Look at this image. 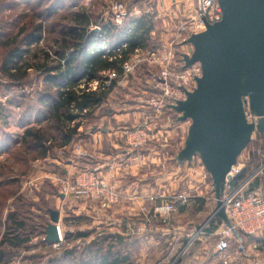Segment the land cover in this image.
Returning <instances> with one entry per match:
<instances>
[{
    "label": "rangeland",
    "instance_id": "374dc122",
    "mask_svg": "<svg viewBox=\"0 0 264 264\" xmlns=\"http://www.w3.org/2000/svg\"><path fill=\"white\" fill-rule=\"evenodd\" d=\"M162 1L163 0H160V12L157 13L156 19L151 18L152 28L154 30L153 39L150 40L148 47L144 49L138 47L135 48L133 53L130 54L126 60L132 58L135 54L140 57L139 59L145 56L147 57V51H151L152 49L160 48L159 52L161 53L163 51V47L160 46H164L171 41H174L173 45L179 44L180 38L185 36L184 33H188L187 31H182L180 33L176 32V28L180 24L179 20L182 21L183 18L180 17L179 12H176L175 14L170 11L169 15L165 8H163ZM94 5L95 9H93L92 7V2L89 3L86 0H76L73 7H71L72 9L74 8V10L85 9L87 11V13L90 15L89 17L91 21L88 27L90 30L93 29L92 27L94 25L100 27L99 22L105 23L104 21L100 20L99 16L101 15V11L106 8L107 3H99V1L96 0V2H94ZM136 16L138 15H134L132 17ZM69 19L70 14L67 12V14L64 15V18H62V21L58 22L61 23V26L56 28L60 29L59 31L66 30L71 25ZM127 19H125L122 24ZM132 23L133 22L127 24V33H132L136 29V27H138L136 23ZM5 26L6 24L3 21H0V27ZM41 35L42 39L39 41V45L46 49L51 48L50 46L53 41L49 39L55 37V34L48 33L47 27H43ZM190 48L191 44L187 42H184L183 45L174 46V49H172L171 44L170 51L173 54V58L171 59V61L174 69L179 71L182 70V68L184 67L192 65L194 63H198L194 62L188 65L185 64V57H190V55L192 54L193 49ZM3 54V50L0 49V108H4L2 112H0V161L4 160L7 157V153L12 149L14 145L13 140L19 138L21 132L26 126L24 125L25 120L28 122H37L35 121V118L38 117L39 119L43 117L41 115L36 114V110L27 111L29 110L28 108H30V99L18 97L14 101L12 98L14 97V95L20 96L21 94H26L29 95V97L36 99L35 97H38V94L43 91V89H45L43 85V78L45 75H43L41 71H38L34 67L29 69V75L24 81L21 82H15L9 79L7 76L3 75L1 72ZM51 55L53 54L51 53ZM29 61L33 63V61L35 60H32L31 57ZM53 61L54 55L51 56V60L47 61V65H53ZM150 66L151 65H148L147 62L141 61V63L132 67L130 72H127L126 74L119 73L120 75L113 79V90H111V92L107 95L105 102H103L101 106L109 105L107 102L111 104L113 100L118 98L119 95H121L122 97L124 95L127 104L131 107H133L136 102L139 106H144L141 108H144L145 111L143 115L139 117V119L132 118L130 120H126L128 121V124L126 128H123L126 129V136L129 137L131 134H133L132 132L134 131H141L144 133L143 138H148L146 142L143 143L142 147L139 146L143 149V151L153 149V152H158L159 154L163 153L165 155H168L169 157L166 162L162 161V159L160 160L159 158L154 160L153 162L148 160L145 163H141L139 167L140 169H142V179H144L145 183L150 182L154 178L156 179L158 177H162L167 171H169L170 182L173 181L174 178L176 179L174 188H171L173 189V191H176L174 194H188V196L190 197L188 200L198 198L197 195H201L200 191H202L204 186H207V192L201 195V197L203 196V203H205V208L202 212L207 217V220L213 210L216 208V198L213 190V183L209 173L205 171L204 166L197 154L193 155L190 163H184V161L178 162L176 160V155L184 146L183 141L187 136V129L189 126V121L187 119L177 121V118L180 113L175 112L172 108H170V105H175L178 100H175L174 103L166 102L165 105L168 110L165 112L163 111L164 113L159 116H156V114L151 109H147L144 104H141L139 102L140 99H145L148 95L150 96V93L155 91L152 89V80L149 79V77H143V71L146 68H149ZM150 70L151 74L154 73L155 67H151ZM94 85L96 89L99 87L100 83L98 82L96 85L94 81H91L89 87H91L92 89ZM80 87H83V84H81ZM102 87L106 88L108 86H106L103 82ZM34 105H36L35 102L33 106ZM101 106L96 111V117L98 116L97 114H100V112L103 111ZM31 111H34L35 114H29V112ZM24 115L26 116L22 118ZM96 117H91L89 118L90 120L83 119V125L79 128L78 131V139L75 141V145L72 148L76 149V151H79V153L84 152L85 155L78 156V159L75 158L73 160L74 162L76 159L77 161L86 157L88 159V154H91L92 147L90 145V142L87 141L84 147L81 141L82 139H86L87 133L90 132L89 129L92 127L93 124L101 122L99 125H102V116L99 117V119H97ZM41 121L42 123H44V119H42ZM159 125H161V127ZM167 125L169 127H167ZM155 129H158V131H156ZM138 138L142 139V136L138 135ZM159 138L161 139V142L156 141L155 147H153L150 143V140ZM167 138H169V146L161 147L159 144L166 145ZM258 148L259 147L256 144H248L242 151L243 154H245L247 149L249 151L254 150L252 154H257L255 150H257ZM70 149L71 148L68 147L67 150L69 151L63 150L61 154L57 153L58 149H54L52 150V153L49 157L44 159L32 160L26 163H19L17 171H12L14 174L11 176L14 177V179H16L17 181L15 183L13 182L7 187V190H10L11 194L8 195L5 200L0 220L2 222H5L7 214L12 211H15L18 217L21 219H31L32 221H38L34 216H31L34 214H31L29 210L31 209V207L29 208V206L27 205L31 201L40 202L41 196L39 195V193L42 192L43 187L45 188L44 199L49 204L48 208L50 210L48 213L45 214L46 225L44 229V235L32 236L29 247L19 249V254H17L15 257H12L11 261L8 264H44L45 260L41 257V255H46V253L48 252L49 255L51 254V256L53 252L54 254L57 253V255H59L64 249H78L76 252L79 253V250H82V248L86 246L87 243H89L93 237H100V235L106 233H111L112 235L118 234L122 237H127L125 241H127V243L129 244H127L125 248L123 244L119 245L118 247L120 248V255L127 254L129 256L125 262L119 264H170V212L160 210L158 213H162L163 217H165V220H163V224H158L156 228L155 226H153V228H149L150 218H152L153 214H155V211L150 209L151 202L149 201H152L151 198L147 199V201L146 199H144V209L141 211L143 213L142 216H144L143 218L146 220H144L141 226H138L139 229L141 227L142 229L134 230L133 217H135V215H138L139 211H128L126 216L130 217L127 221L129 228L127 227V230H123L122 224L119 225V220L121 216L118 212L117 205L114 204V196L112 195V193L110 194V191L108 190V188H112H110V186L105 182L103 176L104 173H102L101 168L99 170H97L96 168L94 169V165H92L93 167L89 168L88 163L91 162L90 160H88L86 164L87 166H85V168H81V170L85 169V171L88 170L89 172L94 174V178H97L96 180L99 183H96L97 185H92L91 189H93V191L97 194L101 193V195L96 197V199L89 198L80 200L63 195L65 193V190L60 186L61 180H72V178H74V175L78 173L77 170H79L75 167L72 172H69L67 168L64 167V161H70L73 159V156L68 155H71L72 151ZM101 149L102 146H95L94 151L97 152V150ZM143 154L146 155L144 152ZM56 163H59V166H55L57 165ZM62 170H64L63 173ZM7 174L10 175L11 171L8 170ZM188 176H190L191 180H189ZM13 191L14 195H12ZM114 193L116 192L114 191ZM102 194L107 196L111 200H106ZM170 196H172V194ZM16 197H18L19 199L17 202H15ZM76 205H79L82 208H80V210L78 211L76 209ZM179 206L180 204L176 203V210L172 212L176 213L179 209ZM32 210L37 213L40 212L38 207H35ZM53 210L59 211L58 221L55 223L51 222L50 220V213ZM192 215L195 214H193L190 208L187 210V213H185L184 216L179 218L178 223H183L184 220H190L193 217ZM64 219L70 220V223L69 221L68 223L65 222ZM206 220L204 222H206ZM199 221L197 222L198 226L194 228L193 231L197 230V228L204 223L203 221ZM48 224L56 225L58 232V227L60 226L62 247L61 243L56 247L51 246L49 243L48 246L44 244L43 241ZM207 225H210V223L208 222L206 226ZM65 231L73 232V234L86 233V235L83 238L69 240L65 242ZM193 231L189 234V236L193 233ZM185 236L189 237L188 234ZM240 236L242 239V243L237 242V240L234 239L230 243V251L225 252L226 255L225 253L221 255L214 254L212 252L214 250L216 242L213 238H209V240L205 242L203 241V243H201L202 240L194 238V241L189 246V248H186L185 250L183 248L181 249V251L179 250L180 252L178 250L176 251L175 248V259L172 260V264H209V261H207L206 259H212V263L210 264H248L250 261H255L260 255L263 254L264 245H260L256 248V250H252V252H247V244L257 243V240H255L254 237L256 236L258 237V239L260 238L259 236L264 237L263 233H258L256 235L250 236L256 242L250 241L249 236H246L244 234H241ZM136 237H139L138 240H142V242L140 243V245L134 246V239H136ZM187 239L188 238H186L184 247L187 243ZM113 242L116 243L115 241ZM206 248H208L209 250H206ZM227 254H229V256ZM201 260H203L204 262Z\"/></svg>",
    "mask_w": 264,
    "mask_h": 264
},
{
    "label": "trees",
    "instance_id": "16d2710c",
    "mask_svg": "<svg viewBox=\"0 0 264 264\" xmlns=\"http://www.w3.org/2000/svg\"><path fill=\"white\" fill-rule=\"evenodd\" d=\"M75 2L76 0H0V21L6 24L5 27H0V49L4 52L2 74L15 82H21L29 75V69L34 67L45 75V89L35 97L36 99L26 94L14 95L12 98L14 101L18 97L30 99V108L27 111L36 110V114L43 117L35 118L37 122L25 120L26 126L19 138L13 140L12 149L7 153V157L0 161V218L5 200L11 194L7 187L17 181L11 176L14 174L12 171H17L19 163L49 157L54 149L67 150L73 140L78 139L83 119L96 117V111L113 90L114 80L108 87H102L106 79L102 74L108 70L120 73L122 63L134 49L148 47L151 40V18L138 15L128 18L122 25H102L99 32L94 33L88 28L91 21L87 11L71 8ZM67 12L70 14L71 25L66 30L59 31L57 28L61 23L58 22L62 21ZM130 22L136 23L138 27L132 33H127L126 26ZM43 27H47L48 33L55 34V37L49 39L53 41L49 49L39 45ZM123 42L126 43L125 47L121 46ZM102 43L110 47L109 53L98 51ZM51 53L54 55V61L53 65L48 66L47 61L53 56ZM31 57L35 60L33 63L29 61ZM150 71L146 68L143 77L148 78ZM91 81H98L99 87L91 89ZM81 84L83 87H80ZM33 101L36 103L34 106ZM101 107L103 111L97 114V119L112 112L108 111V107ZM3 109L0 108V112ZM34 111L29 114H35ZM88 160L87 157L79 160V169L85 168ZM259 161L260 156L253 153L239 177L242 178ZM8 170L11 171L10 175L7 174ZM44 189L43 187L39 193L40 202L31 201L27 205L31 207V214H34L31 216L38 221L21 219L15 211L7 214L5 222L0 220V264H8L12 257L19 254V249L29 247L32 236L44 235L45 214L50 210L44 199ZM15 199V202L19 200L18 197ZM203 202L201 199L200 205H203ZM35 207H38L40 212H34L32 209ZM64 221L70 223V220ZM214 222L213 220L211 223ZM85 235L86 233L73 234L65 231V242L83 238ZM126 238L106 233L93 237L79 253L76 252L78 249H64L59 255L53 252L51 256L48 252L41 257L45 260L44 264H119L125 262L129 256L120 255L118 247L123 244L125 248L129 244L125 241ZM43 242L49 245L45 240Z\"/></svg>",
    "mask_w": 264,
    "mask_h": 264
},
{
    "label": "water",
    "instance_id": "95a60500",
    "mask_svg": "<svg viewBox=\"0 0 264 264\" xmlns=\"http://www.w3.org/2000/svg\"><path fill=\"white\" fill-rule=\"evenodd\" d=\"M218 2L221 19L186 40L193 50L185 64L198 62L201 75L186 98L170 108L180 113L177 121H189L176 160L190 162L198 155L213 183L216 216L230 226L220 201L225 178L252 130L264 131V0ZM245 97L258 116L256 125L245 119ZM58 214L51 211V222L58 221ZM44 240L58 241L56 225H47Z\"/></svg>",
    "mask_w": 264,
    "mask_h": 264
},
{
    "label": "built area",
    "instance_id": "2783aa9c",
    "mask_svg": "<svg viewBox=\"0 0 264 264\" xmlns=\"http://www.w3.org/2000/svg\"><path fill=\"white\" fill-rule=\"evenodd\" d=\"M86 1L90 3L91 0ZM105 2L107 6L103 9V16H100V20L113 25H121L128 17L147 12V9L143 10L140 5H138L139 0H105ZM169 7H171L170 11L172 13L176 14V12H179L180 17L183 18L182 21L179 20L180 24L176 28V32L180 33L182 31H187L188 33H184L185 36L180 38L179 44L173 45L174 41H171L164 46H160L163 47L161 53L159 52L160 48L152 49L151 51H147L146 55L148 56H145L146 58L142 57L141 59L135 54L132 58L122 63L120 72V74L130 72L131 68L141 63V61L151 65L149 69L155 67V72L152 74L150 73L149 76V79L153 82L152 89L155 91L150 93V96L148 95L145 99H140L139 102L144 104L147 109H151L156 116L168 110L165 105L166 102L174 103L175 100H184L186 92L194 89L196 78L201 75V67L198 63L184 67L179 71L173 68L171 61L173 54L170 51L171 44L172 49H174L176 45H183L190 35L204 31L206 24L219 21L222 15L218 0H170ZM92 28L96 30L100 29L97 25H94ZM125 45V42L121 43L122 47H125ZM98 51L107 54L111 49L106 43H102ZM120 74L116 73L114 70L104 72L103 75L106 77L104 80L105 85L109 86L110 82ZM94 82L97 85L98 81ZM92 88L95 89V85ZM243 110L246 121L256 125L258 116L252 113L247 97H245ZM125 130L126 129H123L121 131L123 137L129 145L134 147L142 146L148 139L143 138L144 133L141 131H134L132 132L133 134L127 137ZM138 135H141L142 139L138 138ZM248 144H256L259 147L255 152L260 156V161L240 178V173L252 157V152H254V150L249 151L247 149L245 154H243V151L241 152L235 164L231 166L230 171L227 173L220 201L221 206L224 207L230 226H227L221 220L217 228L212 232V235L216 238L215 247L212 251L214 254L223 255L229 249L234 231L243 232L247 235L264 234V131L260 133L254 128L251 132ZM62 151L63 149H58L57 153L61 154ZM71 151V156H73L72 161L78 158V156L85 155L84 152L79 153V151H76L74 148ZM77 171L78 173L74 175L72 180H61L60 186L65 190L63 195H68V197L77 200L89 198L96 199V197L100 196L101 193L97 194L91 189L92 185L99 183L96 180L97 178H94V174L88 170L85 171V169ZM108 190L110 191L109 193H112L114 196L115 201L116 193H114L112 189L108 188ZM103 196L106 200H111L107 196ZM189 198L188 194L185 193L174 194L173 201L166 204L164 210L166 212L174 211L176 210V203L183 205ZM215 217L216 208L206 222L199 226L197 230L193 231L188 237L184 250L189 248L194 238L196 239L200 233H203L207 226H209H206V224L208 222L211 223ZM141 229L142 227L140 229L137 227V230ZM58 235V241L50 244L51 246L56 247L61 243L62 237L60 232H58ZM259 237V239L255 238L257 240L255 244L256 248L260 245H264V237ZM251 264H264V252Z\"/></svg>",
    "mask_w": 264,
    "mask_h": 264
},
{
    "label": "crops",
    "instance_id": "0c3cea01",
    "mask_svg": "<svg viewBox=\"0 0 264 264\" xmlns=\"http://www.w3.org/2000/svg\"><path fill=\"white\" fill-rule=\"evenodd\" d=\"M97 1L103 4L106 3L105 0H97ZM90 2H92V7L93 9H95L94 2H96V0H91ZM160 4L161 3L159 2V0L157 1L156 0H139L138 5H140V7L143 10L147 9L146 13H142L139 15L156 19L157 13L160 12L159 10ZM162 5H163V8H165V10L170 15V7H169L170 0H163ZM102 12L103 10L101 11V15H100L101 17L103 16ZM102 24L105 25V23L99 22L100 27L102 26ZM91 30L94 33H98L100 29L98 30L91 29ZM149 33H150L149 34L150 39L152 40L153 33H154L153 28L150 30ZM107 103L109 105H106V106L104 105V109H107L108 107L109 108L108 111L112 110V112L102 117L103 119L102 125H99L101 123L99 122L95 126H92L89 129L90 132L87 133L86 139H82L81 141L84 147L87 141L90 142V145L92 147L91 154L90 153L88 154V158L90 157L89 160L91 161L88 163V166L89 168H91L93 167L92 165H94L93 168L94 169L96 168L97 170L101 168L102 173H104L103 176H104L105 182L110 186V188H112L113 191L116 192V200L114 201L115 202L114 204L117 205L118 212L120 213L121 218L119 220V225L122 224L123 230H127V227L129 228L127 221L130 217L126 216L128 211H135V212L139 211V214L133 217L134 230L137 229L135 227L142 225V223L146 219L143 218L144 216H142L143 213L141 210L144 209L143 208L144 199H146L147 201V199L149 198L152 199V201H149L151 202L150 209L155 211V214H153L152 218H150L149 228L150 227L153 228V226H155L156 228L158 224L159 225L163 224L164 222L163 220H165V217H163L162 213L160 214L158 212L160 210L164 211V207H165L164 205L172 201L173 194L176 191H173V189L171 188H174L176 179L174 178L173 181L170 182V172L167 171L162 177H158L156 179L154 178L150 182L145 183L144 179H142V169H140L139 166L141 165V163H145L148 160L153 162L154 160L159 159V158L160 160L162 159V161L166 162L169 156L163 153L161 154H159L158 152L155 153L152 151L153 149H150V150L148 149V150L143 151V149L141 148L142 146L134 147L132 145H129L126 142L125 138L122 136L121 129L126 127L128 124V121L126 120H130L132 118L139 119V117H141V115H143L145 111V109L141 108V106H139L137 102L135 104L133 102L134 106L131 107L127 104L126 99L124 98V95L123 97L120 95L118 96L117 99L113 100L111 104L109 102ZM159 126L161 127V125ZM167 127L169 126L167 125ZM155 130L158 131V129H155ZM76 140H73V142L70 144L69 146L71 148L70 150H73L72 147L75 145ZM160 140H161L160 138L151 139L150 143L153 147H155L156 141L161 142ZM168 140L169 138L166 139V142H167L166 145L165 144L164 145L159 144V145L161 147L169 146ZM95 146H98V147L102 146V149L97 150L96 152L94 151ZM143 152L145 154L147 152L148 153L144 155ZM77 159L75 160V162L72 160L64 161L63 162L64 167H66L69 172H72V170L75 167L76 169H79L80 165ZM190 162L184 161V163H190ZM56 164L57 166H59L58 165L59 163H56ZM190 176H188L189 180H191ZM161 190H162V194H161ZM206 190H207V186H204L202 191H200L201 195L206 193L207 192ZM171 194L172 196H170ZM201 195H197L198 198L188 200L186 204L180 205L176 213L172 211L170 212V260H171L170 264H172V260L175 259L174 253L177 250L181 251V249L184 248L186 238H188L185 235L188 234L189 236V234L193 231V229L198 226L197 222L199 220L204 222L207 218L202 212L203 209L205 208L204 207L205 203H203V205H200L201 199L203 197V196L201 197ZM66 196L68 197V195ZM80 208L82 207H80L79 205H76V209L78 211L80 210ZM190 208L193 214L195 215H192L193 217L190 220H186V221L184 220L183 222L184 224L178 223L179 218L184 216L185 213H187V210ZM216 218L218 217L214 218V221H215L214 223H211L205 229L203 233H200L198 235L197 239L202 240L201 243H203V241L205 242L209 240V238H213L216 241V238L212 235V232L217 228L219 221L221 222L220 218H218L219 221H217ZM58 228H59V232L61 233L60 226ZM240 235L241 234L239 232L234 233V236L231 239V242L235 239L237 240V242L242 243V239ZM138 238L139 237H136V239H134V243H135L134 246L140 245V243L142 242V240L139 241ZM249 238L248 239L253 242H256L255 240L258 239L257 237H254V239L255 238L256 239L253 240V238L250 236ZM249 244H247L248 246L247 252H250V251L252 252V250L253 251L256 250V247H255L256 243H252L250 245ZM175 248H176V251H174ZM206 250H209V249L206 248ZM227 251L229 252L230 249H228ZM227 255L229 256V254ZM206 260L209 261V264L212 263V259H206ZM251 262L253 261H250L248 264H251Z\"/></svg>",
    "mask_w": 264,
    "mask_h": 264
}]
</instances>
